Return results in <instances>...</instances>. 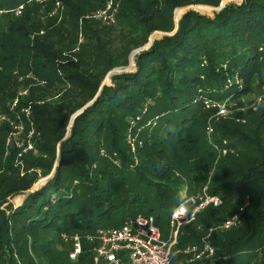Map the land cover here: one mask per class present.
<instances>
[{"label":"trees","instance_id":"16d2710c","mask_svg":"<svg viewBox=\"0 0 264 264\" xmlns=\"http://www.w3.org/2000/svg\"><path fill=\"white\" fill-rule=\"evenodd\" d=\"M62 1L59 21L51 15L53 1L0 0V111L18 94L20 84L29 85L20 105H31L36 132L34 149L24 154L26 164L40 167L47 176L59 158L54 176L30 191L37 176L20 175L14 165L20 149L13 146L6 154L9 127L0 126V264H35L40 257L47 264H86L85 249L92 252L89 264H93V243L88 236L98 229L96 217L103 219L126 208L138 211L136 215H153L155 201L166 205L171 216L179 203L176 200L183 198L180 187L187 183L192 191L199 186L194 193L207 186L224 204L208 209L228 213L235 189L264 181L263 161L248 167L237 180L230 177L213 187L204 185L215 166V162H203L204 155L215 156L217 151L207 141L209 113L202 103L203 98L231 96L239 101L255 90L257 79L264 84V0L230 3L213 17L187 11L174 34L156 39L138 53L135 70L114 74L111 85L104 84L98 96L107 74L129 65L130 53L148 43L154 31L175 30L177 7L219 6L221 0H116L120 9L115 26L93 16L109 0ZM22 3V15L6 11ZM227 52L232 55L226 57ZM219 64L225 72H216ZM236 73L242 83L225 89ZM54 96L59 98L56 103L50 102ZM96 96L75 117L70 135L64 139L72 115ZM252 112L236 115L249 117L260 128L264 110ZM156 116L157 125L142 134L136 154L132 153L126 139L132 121L141 126ZM230 121L235 120L220 123L216 129L220 144L225 138L230 141L232 136L243 135L241 125ZM229 146L234 147L231 141ZM195 151L200 152V160L193 156ZM176 170L189 176L176 183L172 180ZM256 189L257 198L244 213L242 234L225 239L227 231L213 232L216 264H227L239 254L244 255L242 264H254L264 250V182ZM19 194L25 198L15 206L8 197ZM258 205L262 210L250 214L248 209ZM195 223L185 226L182 235L180 232L176 250L202 243L203 231ZM64 233L81 237L82 252L76 259L70 256L74 242L64 239ZM83 238L90 244L85 248ZM174 258L179 264H211L205 259L187 263L189 256L177 251L172 262Z\"/></svg>","mask_w":264,"mask_h":264},{"label":"built area","instance_id":"2783aa9c","mask_svg":"<svg viewBox=\"0 0 264 264\" xmlns=\"http://www.w3.org/2000/svg\"><path fill=\"white\" fill-rule=\"evenodd\" d=\"M37 3H46L53 1L55 6L51 15L58 16L60 21L63 17L62 10L64 4L62 0H29ZM25 4H19L16 8L6 10L13 11L15 16H20L24 12ZM120 2L109 0L107 4L94 12L93 16L101 20L107 26H115L118 23V14ZM238 75V76H236ZM22 79V77H21ZM232 83L241 84L242 80L238 73L232 78ZM29 89H23L12 100L6 104V109L0 111V126H8L9 131L6 137V154L11 153L10 149L16 146L20 149L18 157L27 154L34 149L33 137L35 135V120L33 109L30 104L21 106V100L28 95ZM264 102V92L254 103L257 108ZM202 103L206 108L216 110L217 116L227 117V101L217 98H203ZM147 113V107L143 109ZM159 116L151 118L145 125L156 126ZM138 121H132L130 128L127 130L126 139L132 153L136 154L137 142L132 136V129L137 126ZM27 126V127H26ZM140 126V125H139ZM144 126V125H141ZM30 127V128H28ZM215 129L211 121H208L206 133L212 146L219 151V154L227 153V148H221L217 141H214ZM25 136L27 139H22ZM227 144V141H224ZM105 154V152L103 151ZM117 164L119 160L115 159ZM137 162V161H136ZM25 167L20 166V174L24 175ZM249 201V200H248ZM222 204V199L218 195H212L208 192L207 187L201 192L192 194H183L179 202L171 212V233L168 239L163 238L162 230L156 223L154 215H145L139 213L133 217H128L119 227H102L98 228L95 234L88 236L93 243V264H171L174 253L182 252L191 257L193 260L205 259L216 264L217 248L212 243L211 237L216 228H210L207 235L203 237L201 244L188 245L185 249L176 250L178 237L181 229L197 220V217L208 207H218ZM243 211V208H241ZM240 213L234 214L218 226V229L228 231L240 221ZM64 239L70 238L74 242L73 249L70 253L72 259H76L82 252V242L79 234L69 237L63 234ZM218 264H225L220 262Z\"/></svg>","mask_w":264,"mask_h":264},{"label":"rangeland","instance_id":"374dc122","mask_svg":"<svg viewBox=\"0 0 264 264\" xmlns=\"http://www.w3.org/2000/svg\"><path fill=\"white\" fill-rule=\"evenodd\" d=\"M222 2L223 3L225 2V5L230 4V3L241 4L243 2V0H221V3ZM158 4L160 5V3H158ZM195 5H198V6H195ZM193 6H195V8H191ZM218 7H220V5L216 6V5H212V4H190V5H186V6H179L174 11L176 25H178L179 20L189 10H193V11H196L198 13L213 17L215 15V12L217 11L216 8H218ZM44 16L45 17L48 16L47 12H45ZM169 33H171V32H169ZM165 35H169V34H167V32L161 31V30H156L153 32V34L150 35L149 42H150V39L152 36H153L154 41H155L156 39L163 38ZM81 41H82V39H81ZM154 41L152 43H154ZM131 53L129 56V62L132 60L133 64H134L135 59H136V55L138 53H134V54H131ZM230 55H232L231 52L226 53V57H229ZM127 66H129V65H127ZM127 66H124V67H127ZM224 68L225 67L223 64H219L218 68H216V72H225L226 70ZM134 70H135V67H133V65H132V68L128 69V71H134ZM234 75L235 74H232V76H234ZM236 76H238V75H236ZM230 78H231V76H230ZM228 81L231 82V79H228ZM228 81L226 82L228 85H225V89H230V87L232 85L236 86V84H233L232 82L229 83ZM106 84L111 85V77H110V79L107 80ZM254 85H255V90L249 94H244L240 98L239 101H237V99H235L234 97L232 98V96L227 97L226 99H223V100L227 101L228 110L230 111V113L228 114L227 117H224V118L219 117V116H217L216 110L206 108L203 105L205 112L209 113L207 116L208 119H207L206 124L208 125V121H211L214 125V129H215V132L213 134L214 141H217V139L215 137L217 127H219L220 123H223V122L228 121V120L234 119L236 122L235 121H230V122H233V124L235 126L237 124H240L241 126L239 128L242 129V133H243V135H235V136L230 137V141L232 142L234 147L229 146L230 141H229V139H226V138L223 140L222 144H220L218 142L219 146L221 148H227L228 149L227 153L219 154V151L213 147L217 151V154L215 156H211L210 154L207 156L204 155L205 160H203V162L210 163L212 165H214V162H215V166L213 168H211V170L207 174L206 178L204 179V181H205L204 185L207 184V185L213 187L216 183H222L230 177H232L231 178L232 180H237L246 172L248 167L253 165L255 162H263L264 161V120L261 117L260 128H258V126H253L251 124L252 122H251L249 117L248 118L246 116L237 117V115H236V113H238V112H241L242 114L247 115L249 113H253L252 111L261 112L264 110V102L261 105H259L257 108L254 105L257 98L259 96H261L264 92V84L261 83V81L257 79L254 82ZM28 86L29 85H27V84H20L18 87V92L23 90V89H26V88L28 89ZM58 99H59L58 96H54L50 99V102L56 103L58 101ZM250 109H252V111H250ZM237 122H242V123H237ZM162 123H163V121H160L159 126H161ZM71 124H72V121H70L69 126L67 128V135H66L65 139L70 135V131L72 129ZM207 125H206V128H207ZM148 129H151L150 126H148V125L139 126V124H138L137 126L133 127L132 136L135 137L137 143L140 140L142 134ZM206 137H207V141L210 143L208 136H206ZM22 139H27V138H25V136H23ZM204 140L206 141V138ZM225 140L227 141V144L224 142ZM210 145H212V144L210 143ZM16 148L18 149V147H16ZM35 151L38 154L40 153V151L37 149V147H36ZM20 152L21 151H19V152L16 151V153H15L16 156H15V160H14V165L18 168L19 173H20V166L25 167L26 173L24 175H21V174L20 175L26 176L28 174L29 175L31 174L33 176H37V180H36V183L34 185H35V187H42L45 183V181H43L44 177H46V176L43 175L41 168L38 166H29L28 167L26 164V156L27 155L26 156L23 155L21 157H18ZM193 156L196 159L200 160V152L199 151H195L193 153ZM136 161L137 162L139 161V157L136 158ZM217 164H218V166L216 168ZM117 165H119V164H117ZM188 176H189L188 173H186V175H185V173H183L182 171L176 170L175 172H173L172 180H174L177 183L179 181V179L184 178V177L187 178ZM246 180H249V178H246ZM263 182L264 181H259L256 184H254V182L253 183H246V185H249L248 187L241 188V190L235 189L234 190V202L231 201L229 203L228 209L230 211H228V213L226 212V209H222L219 212H215L214 210L207 208L201 214H199V216L197 217V220L195 221L196 222L195 225L197 227L201 228V230L203 231L204 237L207 235L210 228H216L215 230H220V229H218V226H220L221 223H223L225 220H227L228 218L232 217L234 214L239 212L241 214L240 215V221L237 223L236 226H234L233 228H231V230H228L224 234L225 239H237L242 234V229H240V228L245 226L246 216L244 218V213L246 212L247 208L252 205L253 200H256L257 192L259 191L256 188L259 186H262ZM188 185L189 184L187 183L186 185L180 187V190L182 191V193L184 195L192 194V192L196 191V189L199 190V186H197L192 191V189L190 187H188ZM203 186H202V188H203ZM206 187L207 186H205L204 188H206ZM244 189H248L249 191H246V193L244 195L237 194V193L243 191ZM247 193H249V194H247ZM22 199H23V195H20V194L15 195L14 197H8V200L13 202L15 204V206H19L21 204ZM176 202H181V199H177ZM154 205H155V208L153 210V215L156 217V223L162 230L163 238L168 239L170 237L172 227H171V216L166 209L167 206L166 205L160 206L157 204L156 201L154 202ZM221 206H224V204L222 203L220 205V207ZM261 207L262 206H260V205L254 206V207L249 208L248 211L250 214H255V213L259 212L260 210H262ZM147 208L149 209V207H147ZM147 208H146V210H148ZM241 208H243V211H241ZM137 212L135 210H128L126 208L122 212L111 213L110 215H107L103 219H99L98 217H96V224L95 225L97 226V228L119 227L124 222L126 217L129 216V214H132V213L135 214ZM186 229H187V227L182 228L181 235L186 231ZM82 236L84 237L85 235L82 233ZM69 244L70 243L68 242V246L70 247ZM191 244L192 243H190V245ZM83 245H84V248H85V246L90 245L86 241L85 238H83ZM89 250L90 249H85L84 254H83V258H84L86 264L90 263V260L92 257V252H89ZM263 251L264 250H262V249L260 250V257L254 259V261H253L254 264H261L262 262L264 263V254H262ZM185 261H188L187 263H189V262H195L196 260L191 261V257L189 256V258L187 260L185 258ZM35 262H36L35 264H47L46 260H44L42 257L35 260ZM243 262H244V255L239 254V255H236L234 258L231 257L230 260L227 261V264H242ZM172 264H179V263L174 258Z\"/></svg>","mask_w":264,"mask_h":264},{"label":"water","instance_id":"95a60500","mask_svg":"<svg viewBox=\"0 0 264 264\" xmlns=\"http://www.w3.org/2000/svg\"><path fill=\"white\" fill-rule=\"evenodd\" d=\"M195 6H198V5H195ZM195 6H193V7H191V8H195ZM225 6H226V5H225V2H224V3L222 2V3L220 4V7L216 8V9H217V11L222 10ZM191 8H190V9H191ZM175 21H176V20H175ZM177 27H178V25H176L175 30H174L173 32H171V33H167V34H169V35L174 34V33L177 31ZM153 41H154V38H153V36H152L151 39H150V42H149V43L145 44L144 46H142V47H140V48H138V49H135L134 51H132L131 54H134V53H140L142 50H144V49H146V48H149V47L153 44V43H152ZM135 63H136V62H134V66H135ZM132 65H133V61L131 60L130 63H129V66H127V67L119 66V67H116V68H114L113 70H111V71L107 74L106 78L104 79V81H103V83H102V86H101V88H100V90H99L97 96L100 94L103 85L106 84L107 80L110 79V77H111V80H112V76H113L114 74L128 71L129 68H132ZM97 96H96L93 100H91L86 106H84L83 108L79 109L76 113H74V114L72 115V118H71L72 124H71V125H73L75 117H76L77 115H79L80 113H82V112L84 111V109H85L87 106L91 105V104L96 100ZM64 139H65V138H64ZM64 139H63V140H64ZM58 165H59V158H57V160H56V162H55V165H54V168H53L52 172H51L49 175H47L46 177H44V180H43V181H45L44 185L48 182L49 179H51V178L54 176V174H55V172H56V168H57ZM44 185H43V186H44ZM38 188H41V187H35V185H34L30 191H33L34 189H38ZM30 191H29V192H30ZM24 198H25V194L23 195V199H22V200H24Z\"/></svg>","mask_w":264,"mask_h":264}]
</instances>
